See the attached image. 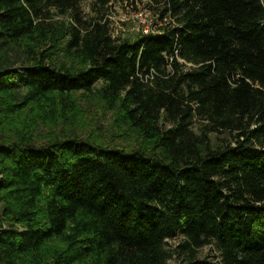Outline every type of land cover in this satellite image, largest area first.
Masks as SVG:
<instances>
[{
  "label": "trees",
  "instance_id": "1",
  "mask_svg": "<svg viewBox=\"0 0 264 264\" xmlns=\"http://www.w3.org/2000/svg\"><path fill=\"white\" fill-rule=\"evenodd\" d=\"M80 3L0 0V264H168L179 238L264 264V0H150L126 39ZM79 95L112 138L79 135Z\"/></svg>",
  "mask_w": 264,
  "mask_h": 264
},
{
  "label": "rangeland",
  "instance_id": "2",
  "mask_svg": "<svg viewBox=\"0 0 264 264\" xmlns=\"http://www.w3.org/2000/svg\"><path fill=\"white\" fill-rule=\"evenodd\" d=\"M149 6L150 0H108L106 4L103 3V0H81L80 10L85 20L108 24L113 38L126 39L133 34L151 32L157 27L154 24L158 22V19L153 17V14L149 11ZM56 20L67 22L68 19L58 17ZM78 97H80L79 101H77ZM78 97L76 101L83 106L84 114L78 118V124L76 125L79 135L97 140L102 139V137L105 139L112 138L110 134L113 129L111 125L113 114L110 112L104 113L105 109L97 102L92 103L89 98L84 99L80 95ZM83 99L84 101H82ZM29 110L27 109L23 113L25 115L23 120H26L29 116L32 117L35 113V111L29 112ZM68 118L71 121L72 117L69 116ZM71 123H68V125L59 123L54 131L58 129L67 130V128H71ZM39 130L45 135L51 132L45 126H40ZM107 132L109 133L107 134ZM130 140L129 138L124 139L122 144L129 145ZM181 241L182 239L179 238L168 242L167 249L173 253V258L168 264H182L183 257L179 255L177 249ZM198 258L208 263L217 262L213 246H207L199 250Z\"/></svg>",
  "mask_w": 264,
  "mask_h": 264
},
{
  "label": "built area",
  "instance_id": "3",
  "mask_svg": "<svg viewBox=\"0 0 264 264\" xmlns=\"http://www.w3.org/2000/svg\"><path fill=\"white\" fill-rule=\"evenodd\" d=\"M149 32L148 31H146V33L145 34H148Z\"/></svg>",
  "mask_w": 264,
  "mask_h": 264
}]
</instances>
